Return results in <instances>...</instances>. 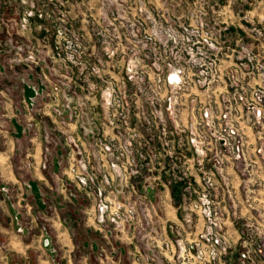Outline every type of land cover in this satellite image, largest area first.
Returning a JSON list of instances; mask_svg holds the SVG:
<instances>
[{"label":"rangeland","instance_id":"obj_1","mask_svg":"<svg viewBox=\"0 0 264 264\" xmlns=\"http://www.w3.org/2000/svg\"><path fill=\"white\" fill-rule=\"evenodd\" d=\"M238 27L245 43L264 36V0H0V224L9 228L7 242L0 228V264H119L126 239L135 241V264L191 261L177 255L194 241L208 250L198 239L204 229L187 242L176 236L156 242L167 189L188 187L189 180L153 179L152 166L163 167L159 154L177 122L209 135L213 81L237 72L223 68L226 56L253 64L260 82L244 84L254 91L245 102H264L256 52L243 42L225 44ZM98 184L120 202L132 192L140 223L135 230L128 225L125 239L111 226L92 225ZM197 197L188 202L185 223L206 218L194 207ZM211 201L225 250L205 264H226L229 243ZM83 228L95 237L89 251ZM249 243L239 263L260 264L264 246Z\"/></svg>","mask_w":264,"mask_h":264},{"label":"crops","instance_id":"obj_2","mask_svg":"<svg viewBox=\"0 0 264 264\" xmlns=\"http://www.w3.org/2000/svg\"><path fill=\"white\" fill-rule=\"evenodd\" d=\"M258 16L260 20L261 15ZM261 31L264 32V28ZM244 37L242 28H230L227 38H224L225 44L238 48L240 42H243L242 46L256 52L257 61H262L264 65V36L258 35L257 39L251 36V42L245 39L246 43ZM221 64H224L223 68L226 70L232 71L236 68L237 72L231 75L221 72L215 80L212 79L215 85L211 86L210 97L214 104L210 99L209 105L213 106L206 111L212 122L207 123L206 127L209 135H203L204 130L198 131L194 127L192 131L187 124L181 125L177 122L171 132L173 137H167L165 145H162L163 153L159 154L163 167L155 168L154 166H158L157 162L152 166L153 179L162 174L164 178L174 175L179 179L189 180L188 187L180 182L173 192L167 189L173 203L167 199L163 222L166 230L161 228L163 232L161 230L160 236L156 237L159 239L156 242H160L162 237L165 239L175 236L187 242L202 228V218L185 223L182 217L188 209V202L195 198L203 186V180L209 178L212 181L210 196L221 212V228L229 243L226 264H240L239 254L245 245L254 241V244L264 246V102L251 106L245 102L248 99L253 100L254 91L247 90L244 84L254 81L258 85L260 82L259 76L250 72L253 64L244 59L236 60L233 54L229 58H223ZM186 128L191 136L186 135ZM229 130H234L235 135H228ZM204 136L207 137L203 138ZM223 136L226 140L221 138ZM235 145L241 147L240 154L235 153ZM147 192L154 193L149 188ZM247 223H251V226H247ZM173 227L181 228L178 235ZM0 228L4 231L1 241L7 242L9 228L2 224ZM80 236L88 249V242L91 243L95 237L85 228L80 229ZM131 240H124L120 246L119 264H135L131 258L135 241ZM256 257L260 264H264V251L259 250Z\"/></svg>","mask_w":264,"mask_h":264},{"label":"built area","instance_id":"obj_3","mask_svg":"<svg viewBox=\"0 0 264 264\" xmlns=\"http://www.w3.org/2000/svg\"><path fill=\"white\" fill-rule=\"evenodd\" d=\"M262 96L263 94L259 92L257 98L260 100ZM104 147L106 149L109 148L107 145ZM238 149L239 148L237 146L234 148V150ZM79 160H82V158H80ZM116 170L122 175V172L118 168V166H116ZM203 185L204 187H201L199 193L197 194L198 197L196 202L194 203V207L199 209L201 213H204L206 217L205 219H203L201 228L204 230L202 232L199 231L198 239L201 238V240L206 241V243L209 244L210 248L208 250H203L202 248L198 247L196 241L188 246L187 251L183 245L180 246L181 250L177 255L178 260H180V258L185 260L187 259V257L188 259L192 258L191 261H185L181 264H205L207 262V258L209 259L208 262L214 259L218 249H220L221 251L225 250V243L224 241H222L221 235L218 234L219 232L217 231L220 226V222L216 215V208L213 210L211 209L212 201L209 194L210 189L212 188V181L209 178H205V180H203ZM101 186V184H98L95 191L97 200L94 205L95 215L92 218V225L95 224L97 226V229H99L100 231L102 230L100 228V226L102 225L111 226L115 232L120 233L118 235L120 240L123 238L125 239L128 233V225H133L135 230L137 225L140 223L137 209L135 205L130 202L132 192H129V198L126 201L120 202L117 200L116 193L111 191L107 195L105 194L104 190H102ZM163 245L165 246V249L168 248L167 242ZM151 256L152 258L157 257L154 252H151ZM194 257L197 258V260H194Z\"/></svg>","mask_w":264,"mask_h":264}]
</instances>
